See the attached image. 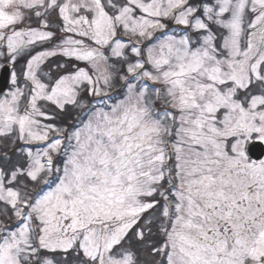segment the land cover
Returning a JSON list of instances; mask_svg holds the SVG:
<instances>
[{"label": "snow or ice", "instance_id": "6c2138e0", "mask_svg": "<svg viewBox=\"0 0 264 264\" xmlns=\"http://www.w3.org/2000/svg\"><path fill=\"white\" fill-rule=\"evenodd\" d=\"M0 264H264V0H0Z\"/></svg>", "mask_w": 264, "mask_h": 264}]
</instances>
